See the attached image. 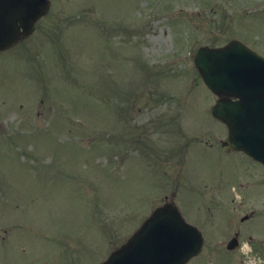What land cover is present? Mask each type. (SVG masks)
Masks as SVG:
<instances>
[{"label":"rangeland","instance_id":"rangeland-1","mask_svg":"<svg viewBox=\"0 0 264 264\" xmlns=\"http://www.w3.org/2000/svg\"><path fill=\"white\" fill-rule=\"evenodd\" d=\"M37 28L0 54V264L101 263L173 193L205 236L189 264H264V228L222 256L228 130L193 62L234 39L264 56V0H53Z\"/></svg>","mask_w":264,"mask_h":264},{"label":"water","instance_id":"water-1","mask_svg":"<svg viewBox=\"0 0 264 264\" xmlns=\"http://www.w3.org/2000/svg\"><path fill=\"white\" fill-rule=\"evenodd\" d=\"M49 8L48 0H0V19L8 29L20 21L24 34H29ZM7 32L0 34V49L5 48L1 38L14 40ZM195 64L205 84L219 97L212 114L228 126L231 146L264 164V58L232 41L222 48H201ZM202 244L201 233L169 204L157 209L103 264H186Z\"/></svg>","mask_w":264,"mask_h":264},{"label":"flooded vegetation","instance_id":"flooded-vegetation-1","mask_svg":"<svg viewBox=\"0 0 264 264\" xmlns=\"http://www.w3.org/2000/svg\"><path fill=\"white\" fill-rule=\"evenodd\" d=\"M222 150H225L230 155L234 153L226 147H222ZM244 156H241L239 163L236 162L234 165L229 161L231 170L229 173L225 172L222 175V182L225 183L222 186V240L224 241L222 243V253L225 254L244 253L245 242L248 243L251 250H256L257 244L254 243L256 240L254 236L258 234L259 228H264L261 222L260 227H257V217L259 215L254 209V205L260 207L261 201L264 203V166L245 156L251 160L255 168V171L249 170L247 166L251 163L246 162L243 159ZM257 172H259V175L254 178ZM230 177L234 179L230 180ZM225 180H228V183ZM232 180L234 183H232ZM238 209L241 210L237 212ZM243 209H249V211L242 213ZM228 218L231 220L229 225L225 223ZM223 219H225L224 223ZM247 223L248 225L244 227ZM246 230L247 232L245 233ZM247 236L249 238H246ZM261 242L264 244V240Z\"/></svg>","mask_w":264,"mask_h":264}]
</instances>
